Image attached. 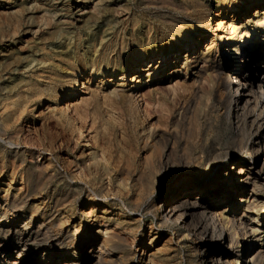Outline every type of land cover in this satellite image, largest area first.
I'll return each mask as SVG.
<instances>
[{"label":"rangeland","instance_id":"1","mask_svg":"<svg viewBox=\"0 0 264 264\" xmlns=\"http://www.w3.org/2000/svg\"><path fill=\"white\" fill-rule=\"evenodd\" d=\"M149 1L0 0V11L7 12L3 20L8 14L22 11L21 24L7 26L3 20L0 24V31L3 30L0 33V136L13 143L6 147L14 151L10 154L0 142V166L4 167L0 173V197L10 198L21 187L24 190L21 179L25 175L20 172L26 170L30 176V193L24 208L17 212L19 220L16 224L23 228V223L31 215L29 226L35 228L42 221L44 225H51L50 233L56 241L52 257L43 255L42 238L30 244L20 256L22 264H41L47 260H58L62 264L67 254L83 261L91 244L97 246L110 236H114L111 238L114 249L109 251L112 261L105 264H198V255L192 253L191 238L171 224L161 225L155 216L156 207L145 211L143 205L138 212L127 210L138 192L136 174L147 159L163 152L171 153L168 162L173 167L159 172L156 190L148 199L150 202L152 198V206L158 196L166 194L180 173L192 175L197 185L204 179L211 181L225 170L231 172L235 162L247 163L246 152L241 154L238 151L242 142L233 138L234 131L227 121L225 109L214 104L211 98L199 105L191 100V94L199 80L208 87L207 78L216 68L224 70L228 67L226 71L229 72L236 66L243 72L241 54L245 51L252 54L253 51L249 52L252 47L257 51L260 46L259 54L264 58V0H199L197 16L191 20L192 28L188 31L190 37H194L195 45L192 50L190 47L187 50L191 58L188 62L183 60L186 51L180 46L181 42L174 55L170 47L172 38L160 27L163 12L155 9ZM39 3L43 7L38 8ZM45 17L49 24L45 23ZM105 19L108 20L107 31ZM151 27H155L166 56L159 65V71L164 72L159 73L153 82L137 86L142 89L150 87L153 93V101L145 105L138 99L133 102L118 97L121 90L127 93L134 85L129 82L134 66L128 67L124 79L119 82L118 73L110 76L105 72L100 77L96 67L92 73L89 59L93 54L92 45L99 42L101 33H108V39L113 41L110 45L117 42L114 52H118L121 40L126 41V47L129 45L131 34L144 37L146 43V33ZM248 32L252 33L251 43L245 45ZM66 33L72 35L75 45L69 50L65 47L66 42L61 46L56 43L59 49L54 51L57 65L66 71L59 85L45 89L40 86L42 80L38 79V74L24 68L25 62L43 60L42 54L52 50L48 45ZM114 52L111 56H115ZM83 53L86 56L82 57ZM71 55L78 61L67 68L64 64ZM175 56H178L176 63ZM143 62L140 68L147 65L146 56ZM74 76H80L76 88L71 80ZM260 77V72L255 74V79ZM38 80H41L39 84L36 83ZM251 81L254 82V78ZM159 83L164 89L157 90ZM119 84L121 86H117ZM180 86H186V90ZM61 92L76 96L68 99L61 95L58 101L54 99ZM189 101L192 109L185 110ZM194 118L200 120L192 125L190 120ZM245 128L240 136L243 141L249 137V130ZM180 159L186 163L177 170L175 165ZM12 169L17 174L10 184ZM127 173L132 175H125ZM124 186L131 193L121 199L119 193L128 191ZM107 189H110L108 197L101 198ZM250 190L246 189L245 196L235 197L234 203L238 202L235 201L237 198L247 197ZM92 191L98 192L99 196L92 197ZM260 193L256 194L258 201L264 203V193ZM33 207L36 212L32 211L35 210ZM224 207L221 204L218 208L222 211ZM242 209L237 211L238 216ZM252 217L258 221L264 216L257 213ZM17 253L0 258V264H9ZM119 256L120 260L117 259ZM234 258L228 256L231 262Z\"/></svg>","mask_w":264,"mask_h":264},{"label":"bare ground","instance_id":"2","mask_svg":"<svg viewBox=\"0 0 264 264\" xmlns=\"http://www.w3.org/2000/svg\"><path fill=\"white\" fill-rule=\"evenodd\" d=\"M149 3L153 4L155 9L163 12L160 27L165 31V33L168 32V36L172 38L170 47L174 50V55L178 52V44L181 42L180 46L184 47L186 51L183 60L188 62L187 60L190 57L187 55V50L195 48L194 37H190L188 31L192 28L190 23L191 20L197 16V7L200 5L201 1L150 0ZM40 7H43L42 3L38 4V8ZM19 12L20 10H17V12L13 15L8 14V16L3 20L2 18L7 12L5 13L0 11V24L2 23V20L6 22L7 26L21 24L20 14L22 11L21 13ZM44 20L45 23H50L48 18L45 17ZM104 21V25L107 26V31L108 20L105 19ZM262 21V24L264 25V19ZM1 32H3V30L0 31V33ZM248 33V41L245 42V45H249L251 43L250 39L252 38V33ZM67 34L68 33L62 34L61 37L59 35L56 37L57 41L48 45L52 48V50L49 51L50 53L46 52L42 54L43 60L32 59L25 62L24 68L32 70V73H37L39 77L38 79H41L42 82L41 80H38L39 82L36 83L39 84L41 82L42 84L40 86H45V89L49 90L51 87L58 84L61 77L63 78L64 76L66 70L57 65L55 60L57 53L54 51L59 49V47H56V43L61 46L66 42L65 47L69 50L75 45V42H72V35L68 36ZM146 34V43L144 42V37L141 38L139 35L137 37L135 34H131V37L128 38L129 45L126 47V41L121 40L120 44L118 43L119 47L117 46L118 52H114V49L116 50L117 42L110 45L113 41L108 39V33L103 32L99 37V42L96 43V45H92L93 54L91 59H89V65L90 68H92V73L94 67H96L95 71L100 77H102L105 72L110 73V76H114L118 73L119 82L124 79L128 67L134 66V73L129 80V82L134 83V85L128 88L129 92L127 93L124 90H121L118 97L121 99L126 98L133 102L138 99L139 101H143L145 105L153 101V93L150 87L142 89V87L137 86H143L147 83L153 82L159 73L164 72V70L159 71L161 69V66L159 65H162L166 56V49L161 44L158 38L159 35L155 31V27H151ZM87 44L89 45L90 43L87 42ZM252 48L249 50V52L253 51L252 54H248L246 51L241 54L240 59L242 57V59H244L241 62L244 67L243 72H241L236 66L229 72L226 71L228 67L223 68L224 70L216 68L212 74L208 73L209 76L207 79H209V85L208 87L206 86L207 88L204 87L199 80L197 87L192 90L193 94L190 92L191 97H193V99H190L194 100L196 103L198 102L199 105L207 101L208 98H211L214 104H217L225 109V115H227L229 119L227 121H229L228 123H230L234 131L233 138H236V141L242 142V144H240L241 147H239L240 150L238 151L241 152V154L246 152L247 163L242 161L235 162L231 167V172L225 170L223 174L218 173L211 181L203 178L204 180L199 181L197 185L194 184L192 175L180 173L173 179L171 183L172 186L166 191V194L164 193L161 196H158L156 203L151 206L150 202L153 203V201H151L152 198L150 202H148V199L156 190L158 180L160 179L159 172L169 167H173V164H169L168 162V156H170L171 153L169 155L165 152L162 154L159 153V156H153L151 159H147L145 157L148 161L141 170L139 169L140 171L138 174H136L137 177L135 181L138 192L134 195V200H131L132 202L130 201L127 209L132 212H138L143 205V209L145 211L150 210V207L153 209L156 207L155 216L158 217V221L161 225L171 224L176 227L177 231L182 229V232L186 233V236L191 238L193 242L192 253L198 255V264H264V217L262 220L258 221L252 217L253 215L256 216L257 213H261L264 216V203L262 201L259 202L256 195L260 192L264 193V58L260 57L259 50L262 49L260 46L257 51L252 50ZM113 52L115 53V56H111V53ZM83 56H86L85 53L82 54V57ZM145 56L148 58V63L146 66L140 68V65H144L143 58ZM177 57L178 56L174 57V63H176ZM196 59L198 60L197 57ZM66 60L67 61L64 65L67 68L73 64L75 65L78 61V59L72 55ZM258 72H260L261 77L255 79V74ZM145 73L146 75L142 79V76ZM249 76H251L250 81ZM78 77L80 76H74L71 79L72 85L75 86V88L77 84H79ZM252 78H254V82L251 81ZM117 86L121 85L119 84ZM180 88L184 87L180 86ZM162 89L164 88H162L160 83L157 84V90ZM184 90H186V86ZM61 95L68 99L76 96L74 93L69 94L68 92H61V94L56 95L57 98L55 97L54 99L57 100ZM194 104L195 103L192 105ZM190 107L192 106L189 101L187 108H184L185 110H189ZM199 120V118H194L190 121H192V124L199 122ZM245 126L249 130V137L247 140L243 141L244 139L242 140L240 136L241 132L246 129ZM0 142L3 143L4 149H6L10 154L14 153L10 147H6L7 145H13L9 139L0 136ZM0 147L2 146L0 145ZM148 157L151 156L149 155ZM177 161L178 163L176 162L175 165L177 170L180 166H183L186 163L183 162L182 159ZM258 162H260V166H257ZM9 168H11V166H8V169ZM21 168L22 167H20V169ZM3 169L4 167L0 166V173L4 171ZM22 170L24 169L22 168ZM10 172L11 184L14 175L17 174V172L14 171V169ZM20 173H24L25 175L24 178L21 177V181L24 182V190L22 191L21 187L17 191L18 193L12 197L9 196L10 198L7 196L0 197V258H9L14 256V252H18L17 257L11 260L9 264H22V262H20V256L23 254V251H25L26 247L30 246L33 242L37 243V240H41V238L43 239L42 242H44L43 246L45 247L43 255H49V257H52L54 254L51 252L53 250L52 247L56 243L55 239H53L54 236L50 233L51 225H44V222L42 221L39 222L35 228L29 226L32 218L31 215L28 217L29 220L23 223V228L17 226L16 223L19 220V213L17 212L24 208L30 193V188L28 186L30 176H28L26 170L24 172L21 171ZM129 174L132 175V173ZM129 174L127 173L125 175ZM36 178L37 176L35 179ZM42 181L45 182L44 180ZM128 181H130V179ZM135 181H133V183ZM235 181H237V183H235ZM108 182L110 184V177ZM126 186H124V188L128 189ZM248 188H251L248 196L245 198H237L235 201L238 200L239 203H234V198L245 196L246 189ZM37 189L38 188H36V190ZM109 190L107 189L106 192L101 195V198L106 199L108 197ZM96 191H92V197L99 196ZM111 191L113 192L112 189ZM116 192H119L118 189ZM129 193H131L130 189H128L126 194L121 191L119 193L120 198L126 199ZM221 204L225 205L222 211L218 208ZM241 207H243V211L238 216L236 213ZM252 209H255L256 212H253ZM32 211L36 212V209ZM246 217H250L251 219ZM53 227L56 226L54 225ZM152 228L153 226L150 227V229ZM113 235H115V233ZM65 237L67 236L65 235ZM238 237H240L241 240H238ZM64 238L62 239L64 240ZM111 238H114V236L105 237L99 244H97V246H95V243L91 244L87 257L83 258V261L82 259H73L70 257V254H67V258L62 260V264H81L82 262L83 264H103L106 261H112L110 257L111 253L109 252L110 249H114L113 244L111 243L113 239ZM229 255H233L235 257L233 262H231L232 260H228ZM117 259L120 260L121 257L119 256ZM41 264H61V262L58 263V260L53 262L47 260L44 262L42 261Z\"/></svg>","mask_w":264,"mask_h":264}]
</instances>
